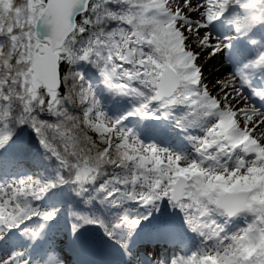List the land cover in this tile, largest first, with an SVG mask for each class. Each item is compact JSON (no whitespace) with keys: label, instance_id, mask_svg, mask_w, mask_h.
I'll return each mask as SVG.
<instances>
[{"label":"snow or ice","instance_id":"1","mask_svg":"<svg viewBox=\"0 0 264 264\" xmlns=\"http://www.w3.org/2000/svg\"><path fill=\"white\" fill-rule=\"evenodd\" d=\"M213 25L258 47L209 80L205 62L229 39ZM257 25L264 0H0V149L28 125L57 161L54 177L0 184V264H63L53 253L25 259L12 230L36 239L43 223L26 225L58 211L37 202L65 184L86 205L99 197L119 206L110 221L70 211L71 227L100 225L122 237L130 259L127 237L147 217L126 203L166 198L199 243L159 264H264V84L252 79L264 75V40L250 38ZM80 62L99 70L107 90L132 98L125 115L170 118L191 154L145 143L124 115H107L71 67Z\"/></svg>","mask_w":264,"mask_h":264},{"label":"rangeland","instance_id":"2","mask_svg":"<svg viewBox=\"0 0 264 264\" xmlns=\"http://www.w3.org/2000/svg\"><path fill=\"white\" fill-rule=\"evenodd\" d=\"M214 26V25H213ZM215 31L221 35L222 38L225 36H229L230 34H234V32L228 31L226 29H221L218 26L216 27ZM225 31V32H224ZM252 39H256L258 42L264 40V25H257L255 31L251 34ZM228 47L221 50L218 54L210 57L206 62V68L209 70L212 68V66H216L218 72H221V65L219 59L223 55H228V58L226 59V65L229 66L230 72L234 70V68L237 66L235 63V56H238L241 50V46L238 45V43L233 44H227ZM251 47V46H250ZM257 45H255L253 48L250 49L254 51L257 50ZM231 56V57H229ZM248 57H251L248 55ZM247 57V58H248ZM219 72V73H220ZM247 94H249L247 92ZM161 114H155V121L156 124L153 127H150L146 124V122H141L139 127L136 126L135 122L136 120L132 117L129 118L127 121H125L124 126L131 128L139 139H141L143 142H153L156 144H159L164 147L171 148L178 152H184L191 154V144L190 142L185 138V136L180 133L178 129L174 127V122L167 117V119H161ZM111 117H113L112 114H107ZM114 118V117H113ZM139 124V123H137ZM26 175L22 173H13V172H5V174L0 173V184L3 183H10L15 179H18L20 176ZM38 205L41 208H46V205L43 204L41 201L37 202ZM126 206H130L136 209V211L147 217L146 219L142 220L140 225L137 227V229L132 233V237L134 240L130 241V244L128 245L129 251L133 254V259L139 258L141 261V264H144V261L147 264H159L160 260H165L167 262L168 259H170L172 256L181 254L183 252H186L190 250L191 248L195 247L199 243V237L196 233L191 232L186 225L183 226L182 229V237L177 239V247L173 248L171 252L167 254L166 257H153V252L149 250V248L146 249H140L136 250L134 249V245L137 241H135V237H138V239L142 236L145 239L152 240V238H148L145 235L147 232L145 231L148 227V229H152L157 225V222H160L161 217L158 216L157 221L155 218L156 223H148L149 217L154 216L158 213V211H161L162 208H159L160 206H164L166 208L167 217L170 219H177L176 212L179 210L178 208H174L172 205H170L167 201V199H162L160 201L154 202V204L149 205H142L137 204L134 202H127ZM114 206L110 203L105 204H98L95 202H92L91 204L87 205L82 210H77L76 212H82L87 213L89 215H98L105 221H110L114 214L119 210V207L117 209H113ZM183 215V214H182ZM177 221V220H176ZM75 222V217L70 216L68 212L65 210H58L56 212V215L53 217V219L49 221H41L39 217H34L32 221L27 224V227H37L41 223H43L44 227L40 230V235L32 240L29 239L27 236H25L21 231L18 229H13L12 231L15 234V237L19 239V246L21 250L24 251L25 257L30 253L28 259L30 262H34L37 258L40 256H43L47 254L48 250H46L47 243H51V246L53 248V254L60 258L56 252V247L58 246H65L64 248L68 250H74V259L77 260V263L72 264H79V259L83 256V253L85 255H96L98 256V263L97 264H104L106 261H110L111 264H133V259H128L126 261L120 262L118 259V255L120 251H124V249L120 246V244L117 242L119 239V236L115 238H107L104 236L103 228L98 224H84L82 225L77 232L72 231V223ZM183 223V221H182ZM147 224V225H146ZM103 230V231H102ZM89 234H92L96 236V242H99L100 240L104 243V250L101 251V249L88 245L86 242L92 241L93 243L95 241L89 239ZM135 235V236H133ZM103 237V238H102ZM33 244V245H31ZM164 248V247H163ZM96 249V250H95ZM31 250V251H30ZM52 251V250H50ZM125 252V251H124ZM27 259V258H26ZM121 260L124 259L123 256L120 258ZM143 260V261H142ZM61 261V260H60ZM71 261V260H70ZM69 261V262H70ZM63 262V261H62ZM64 264V263H63ZM66 264V263H65Z\"/></svg>","mask_w":264,"mask_h":264},{"label":"trees","instance_id":"3","mask_svg":"<svg viewBox=\"0 0 264 264\" xmlns=\"http://www.w3.org/2000/svg\"><path fill=\"white\" fill-rule=\"evenodd\" d=\"M71 67L73 70L82 72L85 79L93 86V90L101 101L102 108L106 114H112L114 118L124 115L125 119L122 121L123 123L133 117L136 120L135 124L137 127L143 121L150 127L156 124L155 114H161L159 110L151 116H140L138 114L125 115L132 108V98L114 94L107 90L102 83L99 70L91 63L80 62L78 65ZM42 118L50 119L51 117L43 114ZM161 119L164 120L167 117L161 115ZM56 167L57 161L54 158H46L45 150L40 146L35 132L28 125L18 126L16 129V139L10 142L7 149H0L1 174H5V172L22 173L45 179L54 177ZM91 190L92 186H90V192ZM41 202L45 203L49 209L65 210L68 213L70 211L82 210L87 206L84 204L82 197L77 196L72 191V186L67 184L57 185L55 188L50 189ZM93 202L101 204L99 197L93 200ZM118 207L114 206L113 209H117Z\"/></svg>","mask_w":264,"mask_h":264},{"label":"bare ground","instance_id":"4","mask_svg":"<svg viewBox=\"0 0 264 264\" xmlns=\"http://www.w3.org/2000/svg\"><path fill=\"white\" fill-rule=\"evenodd\" d=\"M217 26H211L209 30L213 31V33L215 35H218L221 39H223L221 37L220 34H218L215 29ZM225 32V31H224ZM229 39L225 40V44H233V43H238L239 46H244L248 43V41L246 39H244L243 37H237L235 36V34H230ZM252 45V44H249ZM219 53V52H218ZM216 53V54H218ZM230 53V52H229ZM228 53V55H229ZM215 54V55H216ZM228 55H223L221 56V58L219 59L220 64H218L221 67V72L219 73L217 70L216 66H212V68L209 70L208 68H206V65H204V72L207 75V78L209 80L214 79V78H218L221 77L223 75H225L226 73L230 72V68L228 65H226V59L228 58ZM231 57V56H229ZM159 208H162L161 211H158V213L156 215H154L153 217L150 216L149 220L147 222V224L150 223H156L158 216L161 217L160 222H157V225H155L154 228H152L151 230L147 229L145 230L147 232V234L145 235V237L147 236L148 238H152V240H147L144 237H140L138 239V237H135V241L136 244L134 245V249L136 250H140V249H146L149 248V250H151L154 254V257L160 256V257H166L169 253V251L171 252L172 248H174L175 246H177V239L182 237V229L183 226L185 225L184 220H183V215L181 213L180 210H178L176 212L177 214V221L175 219H170L167 217V213L166 208L164 206H160ZM156 218V221H155ZM183 221V223H182ZM146 224V225H147ZM103 231V230H102ZM104 236L108 237L107 235H105V232H103ZM135 236V235H133ZM173 236L177 237L175 240H173ZM103 238V237H102ZM122 237L119 236V239H121ZM89 239L95 241L96 240V236L89 234ZM111 239V238H110ZM128 240V245L130 244L131 240H134V238L131 237H127ZM88 245L93 246L95 248H97V253H98V248L101 249V251L104 250V243L100 240L99 242H92V241H88L86 242ZM33 245V244H31ZM65 246L61 245L56 247V252L58 254V256L61 257L58 258L59 260L63 261V263L65 264H72V263H77V260L75 261V255H74V250H68L66 248H64ZM164 247V248H163ZM46 250H48L47 253H53V248L51 246V243H47V246L45 248ZM52 250V251H50ZM96 250V249H95ZM31 251V250H30ZM31 252H29V254L27 255V257L24 256V258L28 259L29 255ZM32 254V253H31ZM99 256V255H98ZM98 256L96 255H85L83 253V256L81 257V259H79V264H97L98 263ZM93 257V260H91V258ZM29 260V259H28ZM71 260V261H70ZM30 261V260H29ZM70 261V262H69Z\"/></svg>","mask_w":264,"mask_h":264}]
</instances>
